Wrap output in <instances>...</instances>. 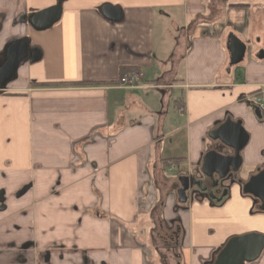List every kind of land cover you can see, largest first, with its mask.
Returning <instances> with one entry per match:
<instances>
[{
	"label": "crops",
	"instance_id": "1",
	"mask_svg": "<svg viewBox=\"0 0 264 264\" xmlns=\"http://www.w3.org/2000/svg\"><path fill=\"white\" fill-rule=\"evenodd\" d=\"M55 3L0 0V54L28 39L40 55L0 94V264H151L147 225L164 264H211L230 238L264 235L260 202L243 193L264 168L253 102L264 57L249 54L234 78L226 51L229 34L246 45L261 35L264 0H65L46 31L20 22ZM131 71L143 88L118 86ZM227 119L249 137L240 171L219 200L193 188L180 204L182 176L211 191L203 158L227 153L209 138Z\"/></svg>",
	"mask_w": 264,
	"mask_h": 264
},
{
	"label": "water",
	"instance_id": "2",
	"mask_svg": "<svg viewBox=\"0 0 264 264\" xmlns=\"http://www.w3.org/2000/svg\"><path fill=\"white\" fill-rule=\"evenodd\" d=\"M65 0H56L54 6L31 12L21 18L20 22L28 24L36 32L46 31L52 28L61 18L62 4ZM101 15L112 23L122 21V11L119 8L104 5L100 9ZM226 51L229 54L228 71L243 63L247 54V45L240 41L235 35L229 34L226 41ZM264 54L258 59H262ZM40 55L29 46L28 39H19L10 42L0 54V94L4 92L9 83L15 80L18 69L26 62H34ZM260 117L259 110L255 111ZM213 141H219L221 150L226 154L217 151H209L203 158L201 168L202 175L212 184L218 187L219 183L225 181L231 174L236 175L241 168L242 150L246 147L249 137L242 127L240 121L233 122L227 119L215 131L209 134ZM217 175V179H214ZM180 189L177 197L180 204L187 202V193L193 188L201 192L203 182L194 177L182 176L178 179ZM243 193L258 200V210L264 212V168L257 170L256 175L249 178L243 185ZM264 250V235L252 233L227 240L225 245L217 252L211 264H249L256 261Z\"/></svg>",
	"mask_w": 264,
	"mask_h": 264
},
{
	"label": "rangeland",
	"instance_id": "3",
	"mask_svg": "<svg viewBox=\"0 0 264 264\" xmlns=\"http://www.w3.org/2000/svg\"><path fill=\"white\" fill-rule=\"evenodd\" d=\"M255 29H261L263 32L261 33V35H258L255 37L254 42H252L251 44L248 45L249 51L246 54V57L250 54V51H254L255 49L258 48V45L260 42H264V24L260 23L258 24ZM245 57V58H246ZM247 62H243L240 65L236 66L233 68V72H234V78L236 77H240L242 79V71L244 70V68L246 67ZM254 101V100H253ZM148 225L147 226H143L141 228V233L144 232V236L143 238L145 239L144 241V245L146 246L147 250L149 248L150 251V258L149 260L151 261V264H164L162 262V256H160V254L157 252V250L155 248L152 247V244L150 242H148ZM178 264V263H176Z\"/></svg>",
	"mask_w": 264,
	"mask_h": 264
},
{
	"label": "built area",
	"instance_id": "4",
	"mask_svg": "<svg viewBox=\"0 0 264 264\" xmlns=\"http://www.w3.org/2000/svg\"><path fill=\"white\" fill-rule=\"evenodd\" d=\"M118 86L127 89L143 88L144 76L137 71L123 74L118 80ZM253 102L257 108L264 109V89H261L258 94L255 95Z\"/></svg>",
	"mask_w": 264,
	"mask_h": 264
},
{
	"label": "flooded vegetation",
	"instance_id": "5",
	"mask_svg": "<svg viewBox=\"0 0 264 264\" xmlns=\"http://www.w3.org/2000/svg\"><path fill=\"white\" fill-rule=\"evenodd\" d=\"M248 51H249V48H248V45H247V53H248ZM250 54H253V55H255V57H259L260 55H262L263 53H264V51H263V49H261V48H257V49H255L254 51H250L249 52ZM246 57V56H245ZM180 185V184H179ZM203 186V188H205L206 189V187L204 186V184L202 185ZM180 189V186H179V188H178V190ZM199 190V189H198ZM214 190H217V187H212V189H211V191H208L207 189L205 190V191H203V192H201V190H199L198 192H200L201 194L202 193H208V195L210 196V198H212V199H214V200H219L224 194H225V192L224 191H222V192H220L219 194H214ZM0 202H2V196L0 195ZM178 232H177V227H175L174 228V230H172L171 231V236H170V239L175 243V244H177V237H178V234H177Z\"/></svg>",
	"mask_w": 264,
	"mask_h": 264
}]
</instances>
